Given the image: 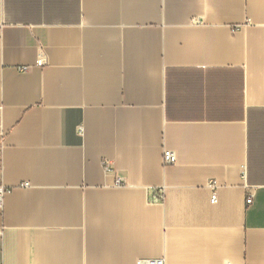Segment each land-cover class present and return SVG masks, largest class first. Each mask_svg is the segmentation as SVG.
<instances>
[{"label":"crops","instance_id":"0c3cea01","mask_svg":"<svg viewBox=\"0 0 264 264\" xmlns=\"http://www.w3.org/2000/svg\"><path fill=\"white\" fill-rule=\"evenodd\" d=\"M0 187V264H264V0H0Z\"/></svg>","mask_w":264,"mask_h":264},{"label":"built area","instance_id":"2783aa9c","mask_svg":"<svg viewBox=\"0 0 264 264\" xmlns=\"http://www.w3.org/2000/svg\"><path fill=\"white\" fill-rule=\"evenodd\" d=\"M27 69H28V66L26 65L21 67V70H27ZM163 157H164V163L166 164L173 163L175 161V155L169 150H164ZM104 167L107 171L111 170V167L108 161L104 162ZM216 188H217L216 183L212 182L210 184V189L212 191V194H211L212 203L216 201ZM4 191L5 189L3 187H0V210L2 209ZM162 193L163 191H160L159 195L157 196L158 199L162 198ZM252 201H253V193L248 192L246 196V204H250ZM137 264H163V260H140L138 261Z\"/></svg>","mask_w":264,"mask_h":264}]
</instances>
